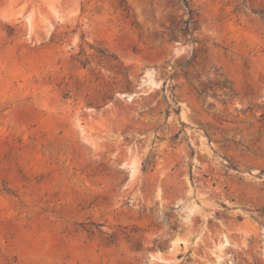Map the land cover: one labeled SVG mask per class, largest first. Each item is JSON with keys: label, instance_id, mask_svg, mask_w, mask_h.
I'll return each instance as SVG.
<instances>
[{"label": "rangeland", "instance_id": "374dc122", "mask_svg": "<svg viewBox=\"0 0 264 264\" xmlns=\"http://www.w3.org/2000/svg\"><path fill=\"white\" fill-rule=\"evenodd\" d=\"M187 1L0 0V264H264V0Z\"/></svg>", "mask_w": 264, "mask_h": 264}, {"label": "trees", "instance_id": "16d2710c", "mask_svg": "<svg viewBox=\"0 0 264 264\" xmlns=\"http://www.w3.org/2000/svg\"><path fill=\"white\" fill-rule=\"evenodd\" d=\"M182 2H183V4L185 5V7H186V9H187V14H188V16H189V19L185 22V24L187 25V31H189V27H190V24H191V22H192V20H193V10L190 8V6H189V3H188V1L187 0H181ZM256 14H259V15H261V16H263L264 17V12H257Z\"/></svg>", "mask_w": 264, "mask_h": 264}, {"label": "bare ground", "instance_id": "6f19581e", "mask_svg": "<svg viewBox=\"0 0 264 264\" xmlns=\"http://www.w3.org/2000/svg\"><path fill=\"white\" fill-rule=\"evenodd\" d=\"M221 259V257H219V260Z\"/></svg>", "mask_w": 264, "mask_h": 264}]
</instances>
